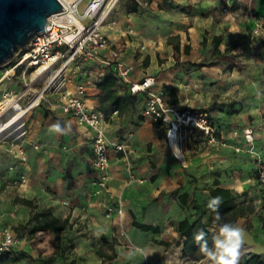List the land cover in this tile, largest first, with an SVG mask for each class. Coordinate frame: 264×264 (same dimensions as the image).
I'll return each mask as SVG.
<instances>
[{
	"label": "crops",
	"instance_id": "1",
	"mask_svg": "<svg viewBox=\"0 0 264 264\" xmlns=\"http://www.w3.org/2000/svg\"><path fill=\"white\" fill-rule=\"evenodd\" d=\"M153 3L157 9L162 4L165 7L172 4L182 10L174 24L169 22L163 28L166 34L158 41L163 46L167 43L173 55L176 54V57H170L171 61L159 64L157 55L153 57L151 53L137 61L128 59L123 56L124 43L121 48L117 45L120 36L108 32L105 26L103 31L114 46L122 50L124 61L134 66L133 80L154 76L156 89L162 91L169 101L177 100L173 106L207 110L214 135L220 143L210 142L199 132H182L177 140L180 148L177 153L166 139L165 125L142 115L136 117V114L130 119L125 113L108 118L105 125L111 143L108 195L118 196L122 190L125 196H130L122 219L116 214L108 219L101 215L104 198L94 197L91 192L94 178L92 131L45 105L34 108L27 116L25 147L28 161L21 165L27 181L22 183L21 189L24 194L30 192L31 195L25 196L29 197L27 199L40 196L32 190L44 179L57 197L54 201L43 196L46 206L57 208L54 215L62 219L69 216L73 223V216L83 210L88 228L107 240L117 237L115 231L119 234L124 229L135 238L139 233H146L151 239L171 243L178 239L172 222L198 216H202L203 223L209 219L210 213L205 205L212 200L210 189L220 187L232 193H244L239 201L251 202L254 207L258 196L254 174L259 164L264 163V38L251 35L249 24L241 14L247 9L264 14V0H236L232 14L222 11V0H153ZM120 8L119 3L115 11ZM214 37H221L217 55L213 54ZM154 40L157 42L156 37ZM125 42L128 44L129 40ZM173 42L179 44V52L174 51ZM186 45L190 46L187 54L184 51ZM143 47L148 49L145 45ZM139 51L142 50L139 48ZM201 62L205 66L198 67ZM176 63L179 64L172 68ZM84 66L81 68L83 72L77 69L69 72V88L72 90L74 84L84 83L87 104L101 110L107 107V103H102L95 82L103 72L96 64ZM15 84L14 81L11 83L13 89ZM118 92L127 95V86L118 84ZM142 103L143 97L137 96L135 108L130 112L136 110L137 115L141 114ZM130 112L126 113L133 115ZM56 124L61 131H50ZM246 129L252 130V144L244 139ZM30 142L40 145L41 151L29 147ZM117 143L125 145V154L114 150L112 144ZM127 167H131L142 183L129 182ZM69 184L71 188H68ZM129 190L133 193H128ZM177 190L178 194H189L186 203H180L177 196L171 195ZM59 202L63 206H58ZM131 213L139 223L158 225L160 231L143 232L135 228ZM116 254L112 260L114 264H123L128 257L121 251Z\"/></svg>",
	"mask_w": 264,
	"mask_h": 264
},
{
	"label": "built area",
	"instance_id": "2",
	"mask_svg": "<svg viewBox=\"0 0 264 264\" xmlns=\"http://www.w3.org/2000/svg\"><path fill=\"white\" fill-rule=\"evenodd\" d=\"M121 1L59 0L63 10L54 14L53 21L49 18L48 30L36 34L7 65L0 68V143L7 144L8 152L13 157L8 166L9 171H17L18 165L22 168L21 165L27 163V116L34 108L45 105L92 131V195L101 197L108 192L111 143L108 142L105 125L107 119L116 116L118 111L113 110L106 117L101 110L90 107L86 102L84 83L74 84L72 90L69 88V72L89 64L98 65L102 72L113 73L120 83L127 86L129 95L143 97L141 115L154 123L165 125L168 143L173 138L177 141L182 132H199L207 136L210 142L220 143L214 135L207 110L170 105L165 94L156 89L154 76L132 79L134 66L124 61L122 50L115 47L103 31ZM235 1L222 0V11L232 14ZM81 5H84L83 13L79 12ZM241 16L248 22L253 37L264 38V14L247 9ZM16 79L20 80L19 91L11 85ZM244 139L247 143H253L251 129L244 131ZM112 145L117 153H126L123 143ZM29 147L41 151L40 145L36 143L30 142ZM126 170L129 182L142 183L131 167ZM19 181H27L24 173H20ZM256 193L255 208L264 215V163L259 164L257 170ZM62 204L67 203L62 201ZM123 213L121 205H104V216L108 219L114 214L121 216ZM19 243L13 230L0 226V255L12 256Z\"/></svg>",
	"mask_w": 264,
	"mask_h": 264
},
{
	"label": "rangeland",
	"instance_id": "3",
	"mask_svg": "<svg viewBox=\"0 0 264 264\" xmlns=\"http://www.w3.org/2000/svg\"><path fill=\"white\" fill-rule=\"evenodd\" d=\"M120 4L121 8L112 13L105 28H107L108 32H116L120 36L117 45L121 48L122 43H124L125 51L123 56L137 61L144 55L151 53L153 57L157 55L156 59L159 64L169 61L170 57H176V54L173 55L172 49L166 45L167 43L163 46L158 41H160L161 35L166 34L163 28L169 22L174 24L175 19L182 12L181 9L172 4L167 7L162 4L157 9L153 0H122ZM83 10L84 5H81L79 12L83 13ZM154 37H156L157 42H155ZM126 39L129 40L128 44L125 42ZM138 44L140 49L143 45L148 47V49L139 51V48H137ZM178 64L172 65V68ZM238 66L242 69L241 64H238ZM79 70L81 72L83 69ZM19 81L17 79L14 80L16 91L21 89ZM130 114L133 115L125 113V116H130L129 119L134 117L135 114L136 117L141 116L140 114L137 115L136 110H134V113L130 112ZM8 148L6 143H0V226L13 230L20 242L16 247L18 258L15 263L11 264H42L43 259L53 255L57 245H59V249L63 251V254H57L53 264H94L95 262H93L92 258L97 261V264H114L112 260L110 262L102 260L97 255V250H101L106 255H111L113 251H121L122 254L128 256L123 264H201V262L206 260V258L197 259L183 253L179 237L178 239H173L169 247L155 244L153 242L154 239H151L146 233H139L138 237L135 238L133 235L126 233L124 229L119 234L116 231L114 232L117 237L112 236L109 240L100 238L92 228H88L83 210L75 214L78 216H73L72 221L76 225L71 229L67 228L63 232L55 234L41 232L31 234V225L26 224L31 212L50 210L53 214H57L56 207L46 206L43 196L54 201L57 200V197L56 195L54 196L52 190L42 179L35 184L37 187L32 190V192L36 191L41 194L32 198L35 208L30 209L21 205L18 199L29 198L25 195L31 194H28L30 192L24 194L23 189H21L23 186H21L22 183L19 181V175L23 173V169L18 165L17 171L8 170L9 164L13 161V157L7 150ZM256 175L257 173L254 174V178ZM25 176L27 178V174ZM127 188L128 186L125 190ZM91 192H93V189ZM124 193L125 191L121 190L118 196L111 197L108 192H105L102 195L104 200L101 205V215L104 216V204L106 202L122 205L125 211V207L128 206L126 201L129 195L125 196ZM128 193H133V191L129 190ZM254 201L257 200L255 199ZM57 205L60 206L62 204L59 202ZM68 211L69 209L65 212L67 213ZM113 219L115 218L113 217ZM236 223L248 229L257 241L264 244V215H262L261 211L255 208L252 215L246 218H238ZM204 224L209 229L215 227L214 231L212 229L211 231L216 236L218 227L210 225L208 220H204ZM209 225L212 227H209ZM94 250L95 253L93 252Z\"/></svg>",
	"mask_w": 264,
	"mask_h": 264
},
{
	"label": "trees",
	"instance_id": "4",
	"mask_svg": "<svg viewBox=\"0 0 264 264\" xmlns=\"http://www.w3.org/2000/svg\"><path fill=\"white\" fill-rule=\"evenodd\" d=\"M220 42H221V37L213 38L214 55L220 53L218 49ZM204 43H205V38L202 41V44ZM169 44H171V42H169ZM172 47L174 51L179 52L178 43L173 42ZM189 50H190V46L186 45L184 50L185 53L186 54L189 53ZM197 66L198 67L205 66V63L203 62L198 63ZM118 84H120L119 80L111 72H103V75L100 78H98L95 82L96 88L99 89L101 92L102 103H107V107L101 109V111L106 115V117L108 116L109 111L112 110H117L118 114L121 116L122 114L128 111H132L135 108L137 97L129 94L127 95L119 94ZM168 103L170 105H173L177 103V100L173 98L170 101L168 100ZM68 188H71V184L68 185ZM209 194L212 199L215 197L221 198L220 205L216 206L217 212L219 213L220 216L219 221L215 220L217 212H214L211 209H209L208 204L205 205L206 210L210 213L208 219V223L210 225L218 227V225L221 223L234 224L237 222L238 218H246L252 215L255 211V207L251 202L246 203L245 200L239 201L242 196H245L244 193L243 194L232 193L228 189L215 187L213 189H210ZM171 195L177 196L178 201L182 204L186 203L189 199V194L187 192L178 194V190H177V191H173ZM18 202L21 205L26 206L30 209L35 208L33 199L19 198ZM195 208H199V207H195ZM131 216L133 219L132 226L139 229L140 231L152 232V233H158L160 231L158 225L141 224L138 221H136V217L133 215V213H131ZM26 224L31 225V229H30L31 234H36L38 232L46 233V234L61 233L67 228L71 229L73 226V223L70 222L69 216L62 219L54 215L50 210L32 211ZM172 226L174 227V230L177 232L178 237L181 240L183 253L187 254L188 256L195 257L197 259L206 258L199 250L200 244H198L194 240L195 235L198 232L203 231L205 233L204 239L207 241L208 247L212 248L213 246L214 234L205 226V224L202 221V216H198L194 219L184 218L182 220L172 222ZM104 242L106 241L104 240ZM153 242L157 245L164 247H169L171 245L170 242L162 241V240L154 239ZM247 251L248 249L245 247V245H242L240 249V254L246 253ZM57 254H63V251L59 249V245H57V248L55 249L53 255L47 257L46 259H43L42 264H53L55 261V256ZM97 255L102 260H108V261L114 260L117 257L115 251H113L111 255H106L101 250H97ZM17 256H18L17 252H14L12 256H9L8 254H2L0 255V263H5V264L15 263L18 258ZM238 264H264V256L248 253L247 255L245 254L241 257Z\"/></svg>",
	"mask_w": 264,
	"mask_h": 264
},
{
	"label": "water",
	"instance_id": "5",
	"mask_svg": "<svg viewBox=\"0 0 264 264\" xmlns=\"http://www.w3.org/2000/svg\"><path fill=\"white\" fill-rule=\"evenodd\" d=\"M62 10L59 0H0V68L7 65L36 34L47 31L49 18ZM232 225L242 230V245L249 247L246 253L264 255V244L257 241L248 229L238 223ZM246 253L240 254L239 261Z\"/></svg>",
	"mask_w": 264,
	"mask_h": 264
},
{
	"label": "clouds",
	"instance_id": "6",
	"mask_svg": "<svg viewBox=\"0 0 264 264\" xmlns=\"http://www.w3.org/2000/svg\"><path fill=\"white\" fill-rule=\"evenodd\" d=\"M50 131H61L59 124L53 125ZM220 203L221 198L215 197L209 202L208 208L217 212L216 206ZM215 220H220L218 212ZM241 235L242 230L240 228L230 223H221L218 225V236L214 237L213 248L208 247L203 231L198 232L194 240L200 244V252L213 264H238L242 245Z\"/></svg>",
	"mask_w": 264,
	"mask_h": 264
},
{
	"label": "bare ground",
	"instance_id": "7",
	"mask_svg": "<svg viewBox=\"0 0 264 264\" xmlns=\"http://www.w3.org/2000/svg\"><path fill=\"white\" fill-rule=\"evenodd\" d=\"M61 2L62 1H64V0H60ZM68 1H70V0H68ZM55 16L56 15H52L51 17H50V20L51 21H53L54 20V18H55ZM47 27H48V25H47ZM17 105V104H16ZM18 109V108H17ZM0 134H1V129H0ZM170 146H171V148H172V150L173 151H175V152H180V148H179V146H178V144H177V141L175 140V138H173V140H171L170 141ZM123 215L124 214H122L121 215V219H122V217H123ZM218 236V232L216 233V237ZM247 249H249V247H247V246H245ZM201 264H213V262L211 261V260H208L207 258H206V260L205 261H203V262H201Z\"/></svg>",
	"mask_w": 264,
	"mask_h": 264
}]
</instances>
